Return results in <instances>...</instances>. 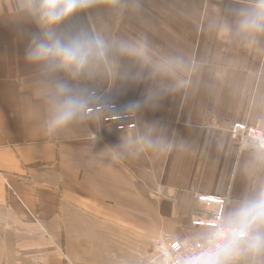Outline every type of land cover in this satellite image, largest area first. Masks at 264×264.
Instances as JSON below:
<instances>
[{
    "label": "crops",
    "instance_id": "1",
    "mask_svg": "<svg viewBox=\"0 0 264 264\" xmlns=\"http://www.w3.org/2000/svg\"><path fill=\"white\" fill-rule=\"evenodd\" d=\"M129 2L121 36L104 35L122 61L94 54L77 85L26 59L42 30L22 0H0V264H148L156 239L191 233L196 193L225 196L227 215L264 187V149L229 136L236 121L264 131V33L236 31L253 0ZM111 78L135 130L85 115L49 133L57 81L90 105Z\"/></svg>",
    "mask_w": 264,
    "mask_h": 264
},
{
    "label": "clouds",
    "instance_id": "2",
    "mask_svg": "<svg viewBox=\"0 0 264 264\" xmlns=\"http://www.w3.org/2000/svg\"><path fill=\"white\" fill-rule=\"evenodd\" d=\"M93 2L26 0L22 7L37 19L42 29L33 36L26 59L41 65L46 74L63 70L76 77L84 73L91 57L103 54V42L83 32L58 33L55 26ZM236 31L246 36L264 33V0H253L250 7L240 11ZM159 98V94L152 93L143 103L156 104ZM53 103L55 114L48 124L49 133L82 118L89 111L86 93L63 81L55 84ZM131 107L138 108L140 103ZM205 227L197 243L184 242L185 255L171 258L166 253L168 264H239L243 257L255 264L257 258L264 256V187L244 196L227 215L220 210L212 220L205 222ZM172 247L178 249L181 243L176 241Z\"/></svg>",
    "mask_w": 264,
    "mask_h": 264
},
{
    "label": "built area",
    "instance_id": "3",
    "mask_svg": "<svg viewBox=\"0 0 264 264\" xmlns=\"http://www.w3.org/2000/svg\"><path fill=\"white\" fill-rule=\"evenodd\" d=\"M92 102L88 105V113L98 119L103 125L116 132L132 131L136 128L135 114L122 108L115 101L108 100L104 92L91 91ZM229 136L239 151L263 150L264 131L258 125H249L243 122H233L229 127ZM227 198L222 195L198 192L195 194L193 211L190 218L191 234L180 238L159 239L154 244V257L156 264H168L167 254L177 258L186 254L184 242L197 243L206 231L205 222L212 220L220 210L225 214ZM181 243L180 248H173L174 242Z\"/></svg>",
    "mask_w": 264,
    "mask_h": 264
},
{
    "label": "rangeland",
    "instance_id": "4",
    "mask_svg": "<svg viewBox=\"0 0 264 264\" xmlns=\"http://www.w3.org/2000/svg\"><path fill=\"white\" fill-rule=\"evenodd\" d=\"M22 1L26 3V0H22ZM131 9L132 7L130 6L129 0H94L93 4L90 7L75 12L72 16L66 18L59 25L55 26V28L58 33L83 32V33H87L89 36L92 37L93 35L95 36L98 33L96 37H98L103 42L102 44L103 54L102 55L99 54V56L104 59L103 55L106 54L107 57L109 58V61L115 60L116 61L115 64L118 66V64L122 60L120 56L114 51V49L117 46L109 45L110 38H108L107 40L104 35L107 36V34L111 32L114 34L117 33L118 36H121V31L123 30V28L127 26L124 18L128 17L127 14L128 13L130 14ZM179 9L174 7V13L181 14ZM178 10L179 13L177 12ZM110 19L112 20L116 19L118 23L108 22V20ZM117 24L120 25L121 29H118ZM38 26L40 27L39 24ZM40 30H42L41 27ZM111 41H113V38H111ZM119 45L122 46L121 41ZM90 63H91V59H90ZM111 63L114 64L113 62ZM86 74H88V70H86L84 73H81V75H78L76 77H73L71 74H69V76H71L75 84L78 85L80 82L86 81L87 79L90 80L88 77L85 76ZM116 86H117V82L114 81L113 78H111V81L109 83H106L102 86L100 85L97 88L90 90L89 93L91 91H96L98 93L104 92L105 95H107L108 100L115 101L113 92ZM190 234L188 233L184 236H188ZM159 239L161 240V239H169V238L163 236L162 238L156 239L154 242L155 243L159 242L157 241ZM153 257H154L153 255L152 258L150 257L148 264H156L155 261L152 262Z\"/></svg>",
    "mask_w": 264,
    "mask_h": 264
}]
</instances>
